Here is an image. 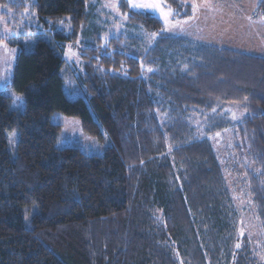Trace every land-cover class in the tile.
<instances>
[{
    "label": "trees",
    "instance_id": "obj_1",
    "mask_svg": "<svg viewBox=\"0 0 264 264\" xmlns=\"http://www.w3.org/2000/svg\"><path fill=\"white\" fill-rule=\"evenodd\" d=\"M92 1L0 0L49 36L19 49L0 88V264H264V52L167 34L119 0L154 40L82 31L83 95L70 99L58 51L91 24ZM54 111L107 138L102 154L57 147Z\"/></svg>",
    "mask_w": 264,
    "mask_h": 264
},
{
    "label": "rangeland",
    "instance_id": "obj_2",
    "mask_svg": "<svg viewBox=\"0 0 264 264\" xmlns=\"http://www.w3.org/2000/svg\"><path fill=\"white\" fill-rule=\"evenodd\" d=\"M33 1V0H32ZM131 3H152L159 7L149 11L160 19L163 31L171 35H179L198 42L216 44L249 53L264 52V11L258 10L262 0H180L190 8L189 14L176 18L174 8L164 0H126ZM93 21L90 25H82L77 37L67 42L62 51H58L66 60L62 71L64 74L63 91L70 99L82 96L81 88L75 82L74 66L79 67L81 58V32L89 27H98L99 34L104 40L119 33L136 35L141 38V47H147L156 34L144 31L137 25L131 24L118 7L119 0H93ZM135 11H142L129 6ZM5 12L7 15L3 16ZM27 13L25 12V15ZM31 24L27 18H17L16 14L4 6H0V88L9 80L19 49L25 52L32 50L38 39L48 40L46 32L41 34L38 29H24L25 24ZM10 95L11 107L22 110L24 95L14 90H6ZM231 118L238 117L242 110L235 105L227 108ZM51 120L61 124V132L57 139V147H78L89 155H100L109 144L107 138L103 141L88 135L82 129L76 116L65 115L60 111L51 114ZM225 144V141L222 143ZM11 148L14 142H10ZM230 182L236 183L238 175L232 171Z\"/></svg>",
    "mask_w": 264,
    "mask_h": 264
},
{
    "label": "snow or ice",
    "instance_id": "obj_3",
    "mask_svg": "<svg viewBox=\"0 0 264 264\" xmlns=\"http://www.w3.org/2000/svg\"><path fill=\"white\" fill-rule=\"evenodd\" d=\"M129 6L135 9L143 10L144 12L155 11L159 7L158 5L152 3H131V2Z\"/></svg>",
    "mask_w": 264,
    "mask_h": 264
}]
</instances>
